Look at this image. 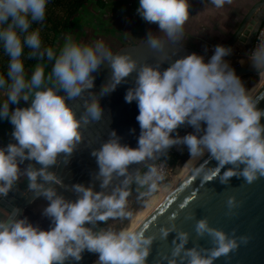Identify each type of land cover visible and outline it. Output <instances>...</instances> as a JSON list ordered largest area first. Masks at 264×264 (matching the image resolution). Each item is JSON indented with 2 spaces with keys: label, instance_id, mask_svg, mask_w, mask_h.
I'll return each mask as SVG.
<instances>
[{
  "label": "clouds",
  "instance_id": "1",
  "mask_svg": "<svg viewBox=\"0 0 264 264\" xmlns=\"http://www.w3.org/2000/svg\"><path fill=\"white\" fill-rule=\"evenodd\" d=\"M217 8L231 0H210ZM48 0H0V46L9 57L7 78L0 75V89L6 99L0 104V119H8L16 143L0 148V196L7 197L21 176L27 177V188L36 198L43 197L47 206L42 216L51 220L45 231L28 218L19 219L16 210L0 220V264H78L85 251L98 255L95 264H146L154 237L143 231L115 230L100 227L109 220L132 217L127 210L133 186L138 200L148 201L159 190L164 175L156 161L175 146H186L191 158L209 153L218 162L209 168L204 179L219 176L222 184L230 178H243L252 184L264 177V110L257 108L225 57L232 49L222 45L205 63L195 53L176 60L161 72L155 66L138 65L131 56L114 55L101 40L94 44L77 43L71 35L59 52L42 48L39 29L29 31L33 22H43ZM138 15L149 24H157L158 34L149 31L145 37L151 49L162 52L183 38V26L188 19V0H139ZM28 59H35L32 75L25 70L24 50ZM256 71L264 70V44L249 57ZM45 61L52 64L45 76ZM107 63L111 76L97 95L92 75ZM133 72L135 87L125 95L127 103L137 102L140 126L138 146L122 145L115 131L91 155L99 168L97 185L73 184L74 199L58 194L55 184L60 180L49 171L63 156L65 163L82 142L81 129L103 116L100 96L116 90ZM63 93L61 95L60 93ZM87 93V96H85ZM79 98L83 114L68 105ZM30 106L10 111V104L20 101ZM191 126L195 134L183 137L172 134L182 125ZM203 125H206L204 127ZM28 161L21 170L20 165ZM149 161H152L149 163ZM35 162V163H31ZM143 164L142 171H129V166ZM38 165V166H37ZM231 165L219 175L221 169ZM243 166V167H241ZM118 181L115 186L113 182ZM111 192L109 194V189ZM229 209L237 206L236 198L227 201ZM183 207V205H181ZM174 219V217H173ZM196 234L211 238L212 247L186 248L190 235L175 227L161 228L162 238L171 232V257L168 264H215V261L246 245L248 236L230 237L209 226L207 219L197 220Z\"/></svg>",
  "mask_w": 264,
  "mask_h": 264
},
{
  "label": "water",
  "instance_id": "2",
  "mask_svg": "<svg viewBox=\"0 0 264 264\" xmlns=\"http://www.w3.org/2000/svg\"><path fill=\"white\" fill-rule=\"evenodd\" d=\"M263 25L264 0L260 1L246 14L236 33L225 45V47L231 48L232 52L224 59L236 64L232 69L240 79L248 76H259L264 71H256L249 59ZM193 53L203 56L204 62L207 63L214 54V50L202 51L177 44L175 46L169 45L162 52H157L151 49L145 40H142L120 49L114 55H129L137 61L138 65L155 66L157 63L164 61L160 63L159 68L163 72L171 63ZM240 61H245V65H239L238 62ZM92 75L95 77L94 87L87 91L99 95L102 85L110 79L111 69L107 63H104ZM136 78L137 73L133 72L117 86L115 91L100 96L99 102L103 109L101 120L91 122L81 129L82 142L77 148L80 147L84 152L85 157H80V159L88 164L83 175L90 178V185L99 184V181L95 178L99 168L96 158L91 153L93 150L99 149L109 139L112 131H115L117 136L120 137L122 145L132 148L138 146L141 129L136 120L139 115L137 102L127 103L125 101L126 92L129 88L135 87ZM85 96H87V93H85ZM252 100L257 103L258 109L264 110V85ZM82 104L83 101L79 98L68 101V105L77 112V118L83 114ZM261 123L264 124V117H262ZM180 128L181 126L172 134L174 137ZM162 157L163 155L156 161V164L161 161ZM68 159L71 160V157ZM151 162L149 161V163ZM67 163L62 158L56 171L60 183L53 185L54 188L61 186L64 180L61 175ZM216 167H218V162L207 153L155 211L135 230L143 231L146 235L154 237V243L146 264H168V261L172 259V241L177 234L171 232L167 239H164L161 235V228L169 229L174 226L177 232L189 233L190 239L186 248L190 249L195 246L211 248L213 245L210 237L205 235V237L200 238L196 234L195 225L197 220L200 219H207L210 227L222 230L230 237L233 232L237 237H249L246 245L241 244L238 250L218 258L215 264H264V177L258 178L252 184L246 183L242 177L237 178L235 176L230 178L228 184H222L219 176L215 178L209 176L211 181L205 180L204 176L208 169H215ZM230 167L232 166L226 165L221 169L219 175H223V172ZM136 169L146 171V169H143V164L129 166V171H135ZM117 182L114 181L113 186ZM108 191L110 194L111 188ZM230 197H235L237 202V206L231 210L227 205ZM37 199L28 189L23 191L13 188V191H10L7 197L0 200V208L6 211L9 216L14 215L18 210L20 212L18 218L22 219L26 209Z\"/></svg>",
  "mask_w": 264,
  "mask_h": 264
},
{
  "label": "crops",
  "instance_id": "3",
  "mask_svg": "<svg viewBox=\"0 0 264 264\" xmlns=\"http://www.w3.org/2000/svg\"><path fill=\"white\" fill-rule=\"evenodd\" d=\"M260 1L262 0H231V3H225L222 7L217 8L210 0H188L189 15L183 26V38L179 45L186 46L185 43L188 41L191 44L189 46L187 45V47L202 51L206 49L209 51L207 49L208 46L211 47V50H214L215 46L221 45L224 41L228 43L236 33L246 14ZM106 2L109 9V12L105 16L107 19L106 24L108 25V27H106V32L110 33L111 37H109L111 40L114 39L117 33L120 34V36H117L116 41L123 39L124 43L126 41H132V44L129 45H134L145 40L149 31L154 34L159 33L157 24H149L138 15L137 8L139 7V0H106ZM92 28V26L88 27L87 31L89 32L85 33L87 36L83 38L84 41H86L87 38L90 39V37L95 38V36H99L95 32L90 33ZM111 31H114V33ZM97 32L104 33V30ZM158 35L164 37L163 33H159ZM199 41H201V44L197 45ZM120 49H122V47H118L116 51L118 52ZM115 53L116 52H113V54ZM32 70H29L27 75L32 73ZM5 99L4 90L0 89V104H2ZM29 106V102L21 100L19 104H10V111L15 110L17 107L25 108ZM13 130L14 127L8 119H0V148L6 147L9 143H16L11 135ZM28 163L30 162L25 161L24 164H21V170L26 168ZM27 183V177L21 176L14 185V188L26 191L28 189ZM2 198L3 196H0V200ZM42 198L43 197H40L35 200L34 203L26 209L23 215V218L27 217L29 222L33 225H35L36 214H38V211L43 210L38 207ZM8 216V213L0 208V220Z\"/></svg>",
  "mask_w": 264,
  "mask_h": 264
},
{
  "label": "rangeland",
  "instance_id": "4",
  "mask_svg": "<svg viewBox=\"0 0 264 264\" xmlns=\"http://www.w3.org/2000/svg\"><path fill=\"white\" fill-rule=\"evenodd\" d=\"M107 11L104 9H100L97 5L94 4V6H90L88 12L86 14H82L81 18H82V22H81V26H79L77 29L73 31H68L66 32L64 35H62L57 43V47L55 49V51L58 53L60 48L62 47L65 38L68 35H71L73 37V40L77 43H85V44H94L96 41L101 40L105 43V45L107 46V48L113 53V52H117V48L118 47H126L129 46V44H132V41H126L124 43L123 39H120L118 41H116L117 36H120V34L116 33V36L114 37V39H110V33L106 32V27H108L107 23V19L105 18V16L107 15ZM102 14V15H101ZM97 19V20H96ZM95 20V21H93ZM99 20V21H98ZM101 21V23H100ZM92 26L93 28L91 29L90 33H97L99 36H95V38L90 37V39H86V41H84V37L87 36L85 33L89 32L88 27ZM97 26V27H95ZM104 26V27H103ZM264 28V25L262 27V29ZM104 30V33H98L97 31L101 32ZM93 30V31H92ZM31 31V30H29ZM39 32H40V38L41 41L43 42L44 40V34L42 35V28H39ZM112 33H114V31H111ZM110 36V37H109ZM89 37V36H88ZM88 40V43H87ZM51 40H47L44 41L42 43V46L45 47L46 44H48ZM121 42V43H120ZM187 41L185 44L186 46L190 45L191 43H189ZM201 41H199L197 43V45H200ZM227 43L224 41V43H222V46H225ZM264 44V35L262 36V38L258 41V46ZM199 47V46H198ZM197 47V48H198ZM209 51L211 50V47L208 46L207 48ZM213 49V48H212ZM255 49V48H254ZM29 49L27 47H25V52L26 54L30 51H28ZM212 51V50H211ZM8 62H9V57L4 53L3 47L0 46V75L5 76V78H7V70H8ZM46 67H45V76L47 77V75L50 73L51 68H52V64L45 61ZM28 74V72H27ZM32 75V73H30L28 75V77L30 78ZM263 74L259 75V76H248L251 78H242L240 79L243 86L250 83L251 86L247 89H245L246 94L253 99V97L256 95L255 93H257V90L263 85L264 83V78L262 76ZM256 77V78H255ZM262 82V83H261ZM61 95H63V93H60ZM23 105H27V104H23ZM22 105V106H23ZM204 127H206V125H203ZM180 132L178 133V135L180 137L185 136L186 134L192 133L195 134L194 129L191 126H188L187 124L182 125L180 128ZM171 151L175 154V155H179V156H183L186 155L187 153H189L188 149L186 146H175L173 148H171ZM207 153L204 154V156ZM203 156V157H204ZM203 157H196V158H189L184 164L183 167L181 168L179 175L176 177V179L168 186L165 187L163 189H161L160 191H157L156 193H154L151 197L145 198L148 203L145 204L144 200H138L135 198V195H130L128 198V204H127V210L132 212V217L130 219H124V220H109L107 223L106 227H111L115 230H121V229H128V230H134L137 229L138 226H140V222H142V220L144 221V218H146L150 213L152 214V212H154L155 208H157L167 197L168 195L175 189L176 184L180 183L181 181H183V179L190 173V171L192 170V168H194ZM58 194L63 195L65 198L67 199H74V195L72 193L71 187L69 185H65V184H61L60 187H58V189H56ZM47 206V201L42 198L38 207L44 209ZM153 210V211H152ZM43 210L38 211V214H36L35 216V222H34V226H39L42 230H49L50 229V225H51V220L47 217L42 216L41 212ZM152 211V212H151ZM98 259V258H97ZM96 259V261H97ZM95 261V262H96ZM94 262V264H95Z\"/></svg>",
  "mask_w": 264,
  "mask_h": 264
},
{
  "label": "trees",
  "instance_id": "5",
  "mask_svg": "<svg viewBox=\"0 0 264 264\" xmlns=\"http://www.w3.org/2000/svg\"><path fill=\"white\" fill-rule=\"evenodd\" d=\"M94 4L100 9H104L109 12L106 0H48L44 21L33 22L30 30H36L41 27L42 35L44 34L43 42L49 39L51 40L47 45H45V47L42 46V48L51 47L55 51L57 43L62 35L68 31H74L79 26L82 27L81 15L86 14L90 6H94ZM203 50L207 51L206 49ZM26 56H28V53L26 54L24 51L25 70L28 72L34 68L37 61L35 59H27ZM250 86L251 84L248 83L244 85V88L247 89ZM180 130L181 129H179L177 133H179ZM190 157L189 153L183 156L175 155L170 149L167 156L162 157L161 162H166L172 165H183ZM132 194H137L135 187H133ZM107 223L108 221L106 223L100 222L99 226L106 227ZM97 258V254L85 251L83 253L82 260L78 262V264H94ZM69 264H71V262H69Z\"/></svg>",
  "mask_w": 264,
  "mask_h": 264
},
{
  "label": "flooded vegetation",
  "instance_id": "6",
  "mask_svg": "<svg viewBox=\"0 0 264 264\" xmlns=\"http://www.w3.org/2000/svg\"><path fill=\"white\" fill-rule=\"evenodd\" d=\"M80 157L84 158V152L83 150L79 147L76 148V150H74L72 156H71V160L68 161L62 175L61 178L64 179L62 181L63 184H67L70 187L73 184H84V185H90V178L83 175V172H86V168L88 167L86 162H83ZM63 156L58 158V162L56 165H54L52 168L49 169V171H52L53 173L56 174V171L59 168V165L61 163ZM61 183V184H62ZM96 191H100L98 184H96ZM135 187V186H133ZM58 189V187L55 188V190ZM135 195V198H137V194H132Z\"/></svg>",
  "mask_w": 264,
  "mask_h": 264
},
{
  "label": "built area",
  "instance_id": "7",
  "mask_svg": "<svg viewBox=\"0 0 264 264\" xmlns=\"http://www.w3.org/2000/svg\"><path fill=\"white\" fill-rule=\"evenodd\" d=\"M263 35H264V28L261 29L260 31V34L256 41V45L254 47L255 49L258 47V41L262 38ZM157 165L160 166V170L162 174L164 175V180L160 183V186H159L158 191H160L161 189L168 187L173 182V180L176 179L183 165H180V164L172 165V164L161 162V161L158 162Z\"/></svg>",
  "mask_w": 264,
  "mask_h": 264
},
{
  "label": "bare ground",
  "instance_id": "8",
  "mask_svg": "<svg viewBox=\"0 0 264 264\" xmlns=\"http://www.w3.org/2000/svg\"><path fill=\"white\" fill-rule=\"evenodd\" d=\"M226 62L229 63V65H230L231 68L234 67V65H236V64H234V63L231 62V61H226ZM238 64H239V65H245V61H240V62H238ZM261 74H263L262 76H263V78H264V71H263ZM261 74H260V75H261ZM263 80H264V79H263ZM261 83H262V82H261ZM263 85H264V83H263ZM263 85H262V86H263ZM262 86H261V87H262ZM261 87H260V88H261ZM260 88H259V89H260ZM259 89H258V90H259ZM258 90H257V92H258ZM255 94H256V93H255ZM202 159H203V158H202ZM202 159H201V160H202ZM192 169H193V168H192ZM174 180H175V179H174ZM174 180H173V181H174ZM178 184H179V183H178ZM178 184H176V185H174V186H177ZM155 209H156V208H155ZM155 209H154V210H155ZM152 211H153V210H152ZM152 211H151V212H152ZM152 213H153V212H152ZM150 215H151V213H150L146 218H144V221H145ZM144 221L142 220V222H140V225H141ZM138 227H139V226H138ZM138 227H137V228H138ZM135 230H136V229H134V231H135Z\"/></svg>",
  "mask_w": 264,
  "mask_h": 264
}]
</instances>
